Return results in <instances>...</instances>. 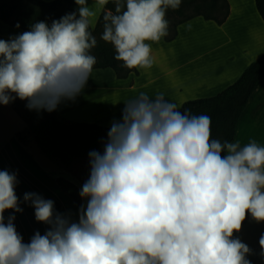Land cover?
Returning <instances> with one entry per match:
<instances>
[{
	"label": "clouds",
	"instance_id": "clouds-1",
	"mask_svg": "<svg viewBox=\"0 0 264 264\" xmlns=\"http://www.w3.org/2000/svg\"><path fill=\"white\" fill-rule=\"evenodd\" d=\"M107 2L75 0L77 12L0 40V104L19 98L29 110L51 113L75 101L97 62L90 18ZM180 5L115 0L100 38L122 67L149 69L151 44L168 35L166 13ZM124 105L103 153H89L90 176L79 193L87 207L78 222L25 193L49 229L24 243L15 216L4 222L6 210L22 211L16 174L0 171V264H251V250L234 233L247 214L264 222V146L211 139L209 116L182 112L162 93H140ZM259 245L264 257V234Z\"/></svg>",
	"mask_w": 264,
	"mask_h": 264
},
{
	"label": "crops",
	"instance_id": "crops-1",
	"mask_svg": "<svg viewBox=\"0 0 264 264\" xmlns=\"http://www.w3.org/2000/svg\"><path fill=\"white\" fill-rule=\"evenodd\" d=\"M251 1L255 13H230L221 26L202 17L179 25L173 40L167 41L164 37L151 44L152 67L137 69L138 73L130 74L127 79H117L112 69H94L75 101H62L56 110L69 121L111 128L113 121L122 120L124 104L140 93L150 98L162 93L180 111L187 101L218 95L234 84L247 67L264 54V21L257 11L255 0ZM93 3L94 0H88L89 6ZM104 6L94 9L96 15L90 18L92 30L99 22ZM195 30L199 31L197 36L191 34ZM22 33L21 29L0 21V40L8 41ZM12 116L9 115L10 118ZM26 128L23 131L14 121H0V171L16 174L18 183L15 192L22 209L21 212L6 210L4 222L7 223L10 216H15L13 223L16 231L27 244L36 232L44 235L47 227L36 221L35 209L30 202L24 201V194L35 193L45 200L55 199L62 206L57 213L62 214L64 205H73L70 203L72 200L57 185L56 179L65 178L81 191L91 169L87 168L90 165L88 159L82 160L84 173L73 172L74 164L78 161L69 168L57 164L53 168L52 161L41 153L32 136H28L27 145L18 139V134L26 132ZM252 140L264 146V81L251 96L240 118L234 142L239 141L243 146ZM48 180L55 186L51 188L53 196H47ZM82 205L85 209V199H82ZM43 225L44 231L40 232Z\"/></svg>",
	"mask_w": 264,
	"mask_h": 264
},
{
	"label": "trees",
	"instance_id": "trees-1",
	"mask_svg": "<svg viewBox=\"0 0 264 264\" xmlns=\"http://www.w3.org/2000/svg\"><path fill=\"white\" fill-rule=\"evenodd\" d=\"M185 4L192 7V14L175 25L172 35L166 40L171 41L177 35L179 25L196 17L213 21L223 25L231 13L228 0H186ZM256 8L264 21V0H255ZM77 12L74 0H0V21L23 32L31 30L36 22H46L51 25L53 21L60 20L66 14ZM115 13V1H109L104 6L99 22L94 30L89 27L92 34L103 30V16ZM178 13H183L180 7ZM19 25V27H17ZM91 54V52H90ZM92 55L96 57L94 69H112L117 79H127L130 74H137V69L129 70L121 66L122 62L115 60V50L112 46L99 44ZM264 81V54L250 64L240 78L224 91L210 98L196 99L185 102L181 111L190 115H207L211 118V139L222 143L234 142L236 130L251 96ZM13 109L26 125V132L19 133L18 139L27 145L28 136H32L41 153L53 163L69 168L72 163L88 159L91 151L103 153L104 144L110 128L94 123L73 122L60 116L57 110L49 113L29 110L27 101L19 98L10 102ZM59 188L81 209L82 198L80 189L73 182L59 177L56 179ZM54 211H61V204L55 199Z\"/></svg>",
	"mask_w": 264,
	"mask_h": 264
},
{
	"label": "rangeland",
	"instance_id": "rangeland-1",
	"mask_svg": "<svg viewBox=\"0 0 264 264\" xmlns=\"http://www.w3.org/2000/svg\"><path fill=\"white\" fill-rule=\"evenodd\" d=\"M186 0H181V5L180 8L183 9V13H178L177 10H171L169 9L166 13V19L169 21V29H168V35H172L175 29V25L179 22H181L182 20H184V18L188 15H191L192 12V7L187 6L185 4ZM200 1V0H198ZM230 5H231V13H245L248 12H254V8H253V4L251 0H229ZM250 10H247V9ZM245 9V10H244ZM241 16V15H238ZM246 25V24H245ZM103 30L99 31L97 34H94V36L96 37L97 40V45L99 44H106L109 46H112L109 43L104 42L103 40H101V35H102ZM193 32V33H192ZM191 34H193L194 36H197L199 34L198 30L192 31ZM113 47V46H112ZM95 48H93L90 52L91 54L93 53ZM0 108H4L0 110V121H4V122H12L13 121L15 123H17L19 125V128H21L20 130H25L26 126L24 124V122L20 119V117L17 115V113L12 110L9 105H2L0 104ZM9 115H13V118H10ZM14 119V120H13ZM22 131V132H23ZM247 132V131H246ZM52 166L53 168L56 167V164H54L52 162ZM90 168V165H87V168ZM75 168V169H74ZM74 168H73V172L74 173H78L79 171H82L84 173V171L82 169L85 168L84 163L81 161H78L77 163L74 164ZM48 190H47V196H53V191H52V187H55L54 184H52V181L48 180ZM56 189V188H54ZM71 205L73 206H69V205H64V209H63V213L62 215L69 217L73 222H78L79 221V215H80V208H78V206L76 204H74L73 202H70ZM86 207H87V200L85 199V211H86ZM44 224V223H42ZM46 225V229H49V225ZM44 227L41 226L40 232L44 231ZM264 234V222H255L250 214L246 215V218L244 220V222L242 223V227L240 232L238 233H234V238H238L241 240L242 243L246 244L250 251V254L246 257L251 264H264V257L261 256V249H260V245H259V240L261 235Z\"/></svg>",
	"mask_w": 264,
	"mask_h": 264
}]
</instances>
